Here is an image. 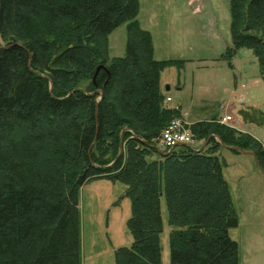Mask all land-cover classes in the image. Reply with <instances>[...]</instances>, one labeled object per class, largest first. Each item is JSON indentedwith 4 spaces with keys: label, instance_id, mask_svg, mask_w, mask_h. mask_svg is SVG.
Listing matches in <instances>:
<instances>
[{
    "label": "trees",
    "instance_id": "16d2710c",
    "mask_svg": "<svg viewBox=\"0 0 264 264\" xmlns=\"http://www.w3.org/2000/svg\"><path fill=\"white\" fill-rule=\"evenodd\" d=\"M230 10L223 57L252 49L264 79V0ZM139 12V0H0V264H81L80 190L100 178L126 184L132 202L133 242L116 264H162L163 196L172 264H240L221 150L254 151L264 168V145L220 119L187 124L202 150L161 144L182 116L161 73L184 61L155 58ZM125 22L126 53L110 58L108 35ZM239 115L264 126L258 108Z\"/></svg>",
    "mask_w": 264,
    "mask_h": 264
},
{
    "label": "rangeland",
    "instance_id": "374dc122",
    "mask_svg": "<svg viewBox=\"0 0 264 264\" xmlns=\"http://www.w3.org/2000/svg\"><path fill=\"white\" fill-rule=\"evenodd\" d=\"M139 1L138 20L152 33L155 58L184 61L167 66L161 73L163 88L171 86L172 96L183 104L188 123L183 116L172 121L181 120L189 131V123L220 119L227 113L233 118L227 124L252 134L264 145V126L245 123L239 115L243 107L264 112L259 60L248 47L237 49L231 60L223 57L233 45L231 0ZM127 38V22L108 35L110 58L125 55ZM177 84L183 90L177 91ZM200 144L193 142L196 147ZM221 158L239 214V225L229 233L239 242L240 264H264V174L250 154L224 147ZM126 191V184L107 179L94 180L81 188V264H116V249L131 246L134 237L128 221L132 202ZM162 215V264H172L165 198Z\"/></svg>",
    "mask_w": 264,
    "mask_h": 264
},
{
    "label": "built area",
    "instance_id": "2783aa9c",
    "mask_svg": "<svg viewBox=\"0 0 264 264\" xmlns=\"http://www.w3.org/2000/svg\"><path fill=\"white\" fill-rule=\"evenodd\" d=\"M168 100H170V98H168ZM232 119V116L226 114L221 117L220 122L227 124ZM192 142L193 136L185 129L181 120L172 121L161 135V144L166 148H173L182 143L188 144Z\"/></svg>",
    "mask_w": 264,
    "mask_h": 264
},
{
    "label": "crops",
    "instance_id": "0c3cea01",
    "mask_svg": "<svg viewBox=\"0 0 264 264\" xmlns=\"http://www.w3.org/2000/svg\"><path fill=\"white\" fill-rule=\"evenodd\" d=\"M177 86V91H181V90H183V87L181 86V84H177L176 85ZM161 88H162V90H164V92H165V94H166V96H167V104L168 105H170L171 107H174V108H178V109H180V111H181V114H182V116H183V118L185 119V121L188 123V121L186 120V118H185V116H184V114H183V104L181 103V101L180 102H178V101H176L175 99H174V96H172V94H171V86H170V89L169 90H165L164 88H163V85L161 84ZM168 98H171L170 100H168ZM246 100V99H245ZM244 100V101H245ZM243 101V102H244ZM225 114H227V113H225ZM224 114V115H225ZM223 115V116H224ZM234 116V115H233ZM190 124V123H189ZM206 142V141H205ZM205 142H202L201 141V144L199 145V146H197V149L198 150H202L203 148H204V144H205ZM192 145H193V143H192ZM100 179H106V178H100ZM108 180V179H107ZM111 181V180H110ZM163 198H165L164 196H163ZM163 198H162V200H163ZM161 209H162V203H161ZM162 217H163V215H162Z\"/></svg>",
    "mask_w": 264,
    "mask_h": 264
},
{
    "label": "water",
    "instance_id": "95a60500",
    "mask_svg": "<svg viewBox=\"0 0 264 264\" xmlns=\"http://www.w3.org/2000/svg\"><path fill=\"white\" fill-rule=\"evenodd\" d=\"M170 89V86H167V90ZM193 139L195 140V138L193 137ZM182 144H186V143H182ZM208 144V140L205 142L204 144V147ZM226 148L230 149V150H237L239 152H242V153H247V154H250L254 157V160L258 166V168L261 170V172L264 174V168L262 166V164L260 163L256 153L254 151H248V150H245V149H242L240 147H237V146H226Z\"/></svg>",
    "mask_w": 264,
    "mask_h": 264
}]
</instances>
